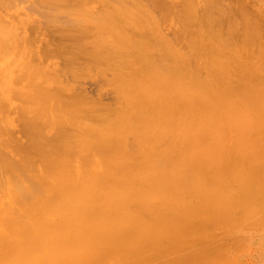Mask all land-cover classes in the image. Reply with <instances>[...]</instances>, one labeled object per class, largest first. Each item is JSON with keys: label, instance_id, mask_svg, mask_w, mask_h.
Instances as JSON below:
<instances>
[{"label": "bare ground", "instance_id": "1", "mask_svg": "<svg viewBox=\"0 0 264 264\" xmlns=\"http://www.w3.org/2000/svg\"><path fill=\"white\" fill-rule=\"evenodd\" d=\"M12 1L0 0V264H231L217 237L264 208V0H39L71 15L47 18L72 38L65 52L57 37L68 67L49 74L6 19ZM86 68L113 105L75 85L64 95L63 77ZM253 216L240 223L255 230ZM209 225L220 243L192 252Z\"/></svg>", "mask_w": 264, "mask_h": 264}, {"label": "rangeland", "instance_id": "2", "mask_svg": "<svg viewBox=\"0 0 264 264\" xmlns=\"http://www.w3.org/2000/svg\"><path fill=\"white\" fill-rule=\"evenodd\" d=\"M12 1V0H11ZM14 1V2H13ZM12 1V3L10 2V4H9V7L8 8H5L4 9V11H3V13L5 14V17H6V19L7 20H9V21H13L15 24V27L17 28V35L19 36V37H21V40H23V39H26L27 40V43H26V45L27 46H29L30 45V43L31 44H34L35 42H34V38L37 40V68H39V70H43L44 69V67H47V68H49V70H50V72H48V74L49 73H51V70H54V71H56L57 69H58V72L60 71V69H63V68H67L68 67V63H67V61H68V59L66 58V54H63V53H58L57 52V50H55V48H56V45L58 44V42L56 43L55 41H58V39L60 40L59 42L61 43V47H63L64 49H63V51H65L66 52V48H68V47H71L70 45H69V42H70V40L72 39L71 37H69V36H65V35H62L61 34V32L59 31V30H57L56 28V26H55V22H57L59 19V23H57V24H60V22L61 21H65V22H67V20L68 19H70V14H69V12L67 13V9L66 8H62V11H63V13L60 11L61 10V7H59V6H57V7H55V6H52V5H45V4H42V3H40L41 1H37V0H13ZM36 1H37V10L35 9V11L34 10H32L31 9V7H33V3H36ZM109 1H111V0H109ZM141 1H144V0H141ZM33 2V3H32ZM8 4V3H7ZM31 4H33L32 6H31ZM31 6V7H30ZM35 6H36V4H35ZM52 6V7H51ZM7 7V6H6ZM50 7V8H49ZM56 9V10H54V8ZM2 8V7H1ZM34 8H36V7H33V9ZM58 8V9H57ZM64 9V10H63ZM6 10V11H5ZM57 10H59V11H57ZM50 11H51V13H50ZM56 11L58 12V13H60L59 15H57V14H55L56 13ZM66 11V12H65ZM53 12H54V14H53ZM26 13V14H25ZM66 13V14H65ZM47 14V15H46ZM64 14L66 15V17L65 18H67L68 17V19L66 20L65 18H64ZM52 15V16H51ZM55 15V17H53ZM70 15V16H69ZM25 16H31L32 18H36L35 19V23H36V21H37V28L35 27V26H30V25H28V23L25 25L24 23L23 24H18L19 23V20H21V19H23V17H25ZM58 16H60V17H58ZM50 17H52L53 18V20H51L50 19V21L49 22H54L55 24L53 25H51V23L49 24L48 23V21H47V18L49 19ZM57 17V18H56ZM62 17H63V19H62ZM54 18H56L55 20H54ZM62 22V23H63ZM35 23H34V25H35ZM61 23V24H62ZM167 32H169V34H171V31H167ZM37 35V36H36ZM77 35H79L78 34V32L76 31V30H74V33H72V36H77ZM55 36V39H57V37H58V39L57 40H55L54 38L52 39V37H54ZM62 37V38H61ZM50 40H49V39ZM48 40L49 41H51V42H48ZM54 40V41H53ZM55 42V43H54ZM42 43V44H41ZM47 43H51V45H49V47H47ZM52 43H54V44H52ZM29 44V45H28ZM47 44V45H46ZM56 44V45H55ZM53 45V46H52ZM52 46V47H51ZM50 48V49H47V48ZM54 47V48H53ZM51 48H52V50H51ZM45 49H47V50H45ZM34 49H27L26 51L27 52H30V51H33ZM42 50H45V51H43L44 52V54L42 53V56H40V54H39V51H42ZM2 54V53H1ZM3 55V54H2ZM4 55H6V54H4ZM75 65V64H74ZM86 70H88L87 68L85 69V70H83L84 71V73H85V71ZM90 70V69H89ZM92 71H93V69H92ZM92 71L90 70V75H87L86 73L83 75V77H82V75L81 74H83V72H80L81 74H79V73H77V74H79L78 75V78L77 77H74V76H71V77H68V75H66V77H63L64 79H66V81L68 82L69 81V79L70 80H72V78H73V80H72V82L73 83H71L70 81L68 82V84H70V85H75V89H76V91L74 90V86L72 87V88H68L67 90H65V92L63 91V93H64V95L66 94L67 96L69 95H71L70 93L72 92L73 93V91H75L74 93L75 94H78L79 93V91H80V93L79 94H81V93H83L82 91H84L85 93L87 92V94H85V93H83V95H87L88 96V93H89V95L91 94L92 96H86V98L89 100V98H90V100L92 101L95 97L96 98H100L98 101L101 103V101H102V103H113L114 104V95H113V90H109V89H111L110 87V85L108 84V86H107V83L106 84H104V82L100 79V77H99V80H101V82L103 83V85H101L100 84V81H98L97 79H96V82L98 81V84H99V86H102V90H104V91H100L101 89V87H99L98 86V84L96 83V82H93V81H95V79H93V75H94V71H93V75H91V73H92ZM76 74V75H77ZM96 74V73H95ZM75 75V76H76ZM70 76V75H69ZM80 76V77H79ZM95 76V75H94ZM62 78V77H61ZM62 78V79H63ZM76 78V79H75ZM94 78H97V75L94 77ZM74 80L76 81L75 83H74ZM78 80V81H77ZM65 80H64V82L65 83H67ZM78 82V83H77ZM77 83V84H76ZM78 87V88H77ZM80 87H81V89H80ZM106 88V89H105ZM109 88V89H108ZM70 89V90H69ZM78 89V90H77ZM100 89V90H99ZM101 94H100V93ZM113 92V93H112ZM73 93V95H75ZM99 94V97H97V95ZM65 95V96H66ZM92 97H93V99H92ZM95 98V99H96ZM86 99V100H87ZM113 100V101H112ZM94 101V100H93ZM96 101V100H95ZM97 102V101H96ZM112 104V105H113ZM107 105V104H106ZM112 105H111V107H112ZM110 106V105H109ZM12 109V108H11ZM10 109V110H11ZM2 113L3 114H9V115H11V114H13V111L11 110V111H6V110H2ZM18 127H19V125H17L16 124V126H15V128H13V127H11L10 128V130H11V132H13L14 133V135H19L20 136V134L22 135V132L20 131V130H18ZM9 130V131H10ZM17 132H16V131ZM1 131H2V136H6V132L8 131V129L7 128H5L4 126H1ZM20 131V132H19ZM23 136V135H22ZM22 136H20L21 137V140L22 141H24V139L22 138ZM19 137V138H20ZM228 143H231V142H229L228 141ZM233 143V142H232ZM11 144H13V142H11ZM261 203H259V205H260ZM258 206V205H257ZM263 206V205H262ZM264 207V206H263ZM258 208H261V206H259ZM251 209V208H250ZM252 209H255L254 207L252 208ZM251 209V210H252ZM262 209V208H261ZM261 209H257L256 208V210H253L254 212L252 213L250 210H249V212H245L246 213V215H241L242 217L240 218V219H242L243 217H247V218H245V219H251L250 220V222L252 221L253 222V220H252V216L253 215H255L256 214V216H258V217H260L261 219H263L264 218V214L263 215H261L260 213H263L264 211V208H263V212L262 211H260V213H259V210H261ZM258 210V211H257ZM239 211H242V210H240L239 209ZM256 211V212H255ZM236 213L238 212V209H237V211H235ZM251 212V213H250ZM241 214V212H238V216L237 215H235L237 218L239 217V215ZM252 214L251 216H250V218H249V216L247 215V214ZM257 213H259L260 215H257ZM254 217L255 216H253V219H254ZM257 217V219H258V221H259V218ZM240 219L238 218V222H239V224L238 223H234L233 221V224H229V222L227 223V222H221V227L219 228L218 226L217 227H215L213 224V226L212 227H214V229H215V231H214V233L217 231L218 233H220V232H222V231H218L219 229H221V228H223L224 230H225V228L224 227H222L223 225H222V223L223 224H225V223H227V224H229V225H233V226H227L226 228V232L229 230L228 229V227L230 228V231H228V233H229V235L226 233V232H224L223 231V233L225 234H223V233H221L222 235H221V237H219L220 235L216 232L215 234L218 236H216L215 234H213V238H212V235H208V234H212L211 233V231H209V230H212V228H211V226L209 225V227L210 228H200L201 229V231H202V229H204V231L203 232H201L200 230H199V232H197V234H195V233H193V234H195V236L197 235V236H202V237H205L204 239H202V241L203 240H205L206 241V243H204V242H202L201 243V239L199 240V242L201 243H199L198 242V238L199 237H197V241L196 240H194V238H196L195 236H193V234L191 233V235H192V237H190V239L191 238H193V240L194 241H196V244L197 245H195V242L193 243L192 242V240H191V242L194 244V246H193V244L191 243V245L193 246V247H191L192 248V252H194L193 250H198L199 251V249H200V246L204 249L205 248V251L207 252V253H210V252H208L207 250H209V247H210V244H213V242H211V241H213V240H216L217 238H219V239H217V241L219 240L220 242H221V244H224V243H229L228 245L227 244H225L224 245V247H223V245H222V247L223 248H229L228 250H230L231 252H229L228 250H224V249H222L221 250V252L223 253V252H227L226 254H228V253H232V255L233 256H230V254L228 255V257L230 258V261H231V259H233L232 257H234V258H236L235 260L233 259L232 261H234V263H235V261H237V263L239 262V264H264V220H261V223L263 222V226L261 225V223H260V221H259V223L257 222L256 224H258V225H256L255 223V226L253 225V228H255V230H252L250 227H252V226H250V225H246L247 223L246 222H241L240 223ZM255 220V219H254ZM243 221V220H242ZM246 221V220H245ZM255 221H257V220H255ZM235 222H237L236 221V219H235ZM220 223V222H219ZM219 223H214V224H219ZM245 223V225H243V224ZM249 223V222H248ZM211 224V223H210ZM234 224H236V225H234ZM240 224H242V225H240ZM249 224H251V223H249ZM240 225V226H239ZM252 225V224H251ZM208 226V225H207ZM225 226V225H224ZM237 226V227H236ZM250 226V227H249ZM259 226H261V227H259ZM242 227H247V228H249V229H247V228H242ZM219 228V229H218ZM234 229V233H233V230L232 229ZM239 228V229H238ZM258 228V229H257ZM237 229V230H236ZM241 229H243L244 230V232L241 230ZM206 230V231H205ZM222 230V229H221ZM232 230V231H231ZM236 230V231H235ZM249 230V231H248ZM207 231H208V233H207ZM212 231V232H213ZM242 231V232H241ZM204 232H206V234L204 233ZM210 232V233H209ZM236 232L237 233H239V234H236ZM250 232V234H248ZM203 235H202V234ZM242 233H244V234H242ZM236 234V236H234V235ZM241 234H242V236H241ZM208 235V236H207ZM226 235L227 236H229V237H226ZM239 235H240V238H239ZM245 237H244V236ZM249 235H253V236H250L249 237ZM181 236H183L184 238H188V234L185 236V235H181ZM234 236V237H233ZM183 237H180V239L182 238V239H184ZM201 237V238H202ZM208 237H211V240H210V238L209 239H207ZM215 237H217L216 239H215ZM237 239H236V238ZM224 238V239H223ZM227 238H228V240H227ZM253 238H254V240H253ZM181 239V240H182ZM190 239L188 238V240L190 241ZM242 241H241V240ZM259 239V240H258ZM180 240V241H181ZM188 240H182V241H184L183 242V244H182V246H184V248L182 249V253H183V255L184 256H187V255H185V248H186V246L184 245V244H186V242H188ZM207 240L210 242V243H208L207 242ZM232 240H233V242H232ZM252 240V241H251ZM256 240H257V242H256ZM223 241V242H222ZM227 241V242H226ZM232 243H231V242ZM260 241V242H259ZM220 242H217V243H220ZM245 242H247L248 244L246 245V243ZM250 242V243H249ZM172 243V242H171ZM178 243V242H177ZM182 243V242H181ZM207 243H208V245H207ZM215 243V242H214ZM217 243L214 245V246H216L217 245ZM234 243H235V245L236 244H241L243 247H241L240 245V248L241 249H239V247H238V249H237V247L236 248H233L235 245H234ZM198 244H200V245H198ZM204 244V245H203ZM221 244L219 245L218 244V247H220L221 246ZM232 244L234 245V246H232ZM172 245H179V246H176V247H174V246H172ZM170 244V246H172V248H174L175 250L177 249L178 250V248L180 249L181 248V246H180V244L178 243V244H176V243H173V244ZM190 245V244H189ZM188 245V246H189ZM213 245L211 246V247H213ZM246 245V246H245ZM169 246V245H168ZM170 246H169V248H170ZM198 248V249H194V248H196V247ZM199 246V247H198ZM208 247V248H207ZM231 247V248H230ZM167 249L166 250V256H168V255H170L171 253H173V251H172V249L170 248V249ZM213 248H216V247H213ZM213 248H211V250L213 249ZM244 248V249H243ZM246 248V249H245ZM218 249V248H217ZM217 249H215V253H219V251H216ZM220 249V248H219ZM218 249V250H219ZM233 249L234 250H236V251H233ZM169 250H171L170 252H169V254L167 253V251H169ZM190 250V249H189ZM189 250H188V248H187V253L189 252ZM210 250V251H211ZM179 251V250H178ZM175 252V253H173V255L171 256V258L172 257H174L175 256V254H176V256H178L179 254V252ZM198 251H196V252H198ZM204 251V253H206ZM202 252V249H201V251L198 253V254H200ZM221 252L219 253L220 255H221ZM186 253V254H187ZM213 254L212 252H211V254H213V255H216V254ZM178 254V255H177ZM201 254H203V252L201 253ZM200 254V255H201ZM180 255H181V253H180ZM195 255V254H194ZM206 255V254H205ZM218 255V254H217ZM217 255H216V257H217ZM220 255H218V256H220ZM223 255H225L224 253H223ZM262 255V256H261ZM192 256V255H191ZM196 256H198L199 257V255H197L196 254ZM196 256H195V258H196ZM204 256V254L203 255H201L200 256V259H203L202 257ZM206 256H208V254L206 255ZM211 256V255H210ZM241 256V257H240ZM169 258H170V256H168ZM168 257H165V258H168ZM179 257H181V256H179ZM190 257V255L188 256V257H186L187 259H186V262L188 261V258ZM205 257V256H204ZM214 257V256H213ZM215 257V258H216ZM222 257V256H221ZM220 257V258H221ZM168 258V259H169ZM184 258V257H183ZM182 257H181V259H183ZM192 258H193V256H192ZM191 257H190V259H192ZM207 259L206 260H208L209 258L208 257H206ZM210 258H212V257H210ZM224 257H222V259H223ZM242 258H243V260L245 261V263L243 262V260H242ZM247 258V259H246ZM174 259H177V258H174ZM197 259V258H196ZM205 259V258H204ZM213 259V258H212ZM211 259V260H212ZM219 259V258H218ZM222 259H220V260H218V261H215L216 259H214V261H212V262H217L216 264H218V262L220 261L221 262V260ZM238 259V260H237ZM169 260H171V259H169ZM172 260H173V258H172ZM225 260V259H224ZM224 260H222V262L224 261ZM229 260V259H228ZM227 260V256H226V260L224 261L225 263H226V261H228ZM239 260H242V261H239ZM166 261L168 262L167 264H171V263H169L170 261H168L167 259H166ZM174 261V260H173ZM176 261V260H175ZM178 261H179V259H178ZM181 262L180 263H182V261L183 262H185V259H183V260H180ZM195 261V260H194ZM205 261V260H204ZM232 261H231V264H234V263H232ZM191 263V260H189L188 261V263ZM193 262V261H192ZM209 262V261H208ZM211 262V263H212ZM222 262L221 263H219V264H222ZM175 263V262H174ZM173 263V264H174ZM186 264V263H185ZM213 264V263H212ZM215 264V263H214ZM229 264H230V262H229ZM236 264V263H235Z\"/></svg>", "mask_w": 264, "mask_h": 264}]
</instances>
